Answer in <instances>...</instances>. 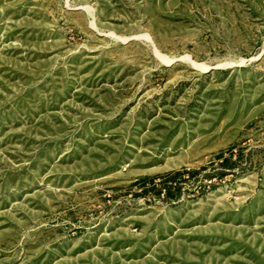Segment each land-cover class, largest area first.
Instances as JSON below:
<instances>
[{
    "label": "rangeland",
    "instance_id": "obj_1",
    "mask_svg": "<svg viewBox=\"0 0 264 264\" xmlns=\"http://www.w3.org/2000/svg\"><path fill=\"white\" fill-rule=\"evenodd\" d=\"M0 264H264V0H0Z\"/></svg>",
    "mask_w": 264,
    "mask_h": 264
}]
</instances>
